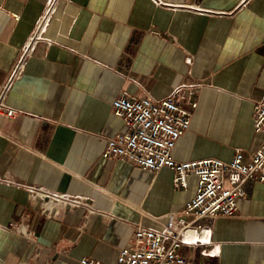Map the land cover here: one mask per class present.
<instances>
[{
  "label": "crops",
  "instance_id": "crops-1",
  "mask_svg": "<svg viewBox=\"0 0 264 264\" xmlns=\"http://www.w3.org/2000/svg\"><path fill=\"white\" fill-rule=\"evenodd\" d=\"M177 87L197 101L177 161L255 151L264 140L252 121L264 98V0H0V93L17 112L0 116V264H113L137 225L182 217L194 177L174 189L168 168L101 156L124 128L112 101L159 100ZM30 187L84 205L44 212ZM245 189L234 215L194 224L211 236L183 247L185 257L264 264V184ZM216 245L219 255H208Z\"/></svg>",
  "mask_w": 264,
  "mask_h": 264
},
{
  "label": "built area",
  "instance_id": "built-area-1",
  "mask_svg": "<svg viewBox=\"0 0 264 264\" xmlns=\"http://www.w3.org/2000/svg\"><path fill=\"white\" fill-rule=\"evenodd\" d=\"M30 49L31 46L26 54ZM20 67L16 75L20 74ZM196 107L197 101H187L181 87L159 100L122 93L112 101L110 113L122 121L124 128L106 139L103 158L126 160L152 172L168 168L173 174L174 189L185 190L189 177L196 181L195 193L185 203L182 217H169L159 229L137 225L133 237L118 251L113 264H213L192 261L181 252L183 247L201 241L200 235L205 238L206 228L194 224L206 218L234 215L238 201L247 197L245 184L248 181L264 184V140L251 153L236 149L229 161L206 157L180 162L173 157L175 144L189 129ZM16 114L5 103L1 92L0 116L12 119ZM252 121L254 132L264 136V98L255 102ZM29 192L31 199L41 198L43 211L48 213L50 205L71 208L84 205L81 199L50 193L40 187H30ZM184 216H190L191 220L186 221ZM188 232H195L196 239H185ZM77 264L104 263L84 257Z\"/></svg>",
  "mask_w": 264,
  "mask_h": 264
},
{
  "label": "clouds",
  "instance_id": "clouds-1",
  "mask_svg": "<svg viewBox=\"0 0 264 264\" xmlns=\"http://www.w3.org/2000/svg\"><path fill=\"white\" fill-rule=\"evenodd\" d=\"M210 236H211V230L209 229L206 231V239L204 242H206V243L209 242L207 237H210ZM219 252H220V246L216 245L215 250L211 253H208V255L216 256V255H219Z\"/></svg>",
  "mask_w": 264,
  "mask_h": 264
}]
</instances>
